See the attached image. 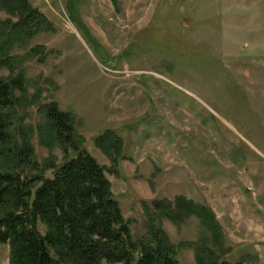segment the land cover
<instances>
[{
  "label": "rangeland",
  "instance_id": "1",
  "mask_svg": "<svg viewBox=\"0 0 264 264\" xmlns=\"http://www.w3.org/2000/svg\"><path fill=\"white\" fill-rule=\"evenodd\" d=\"M29 2L55 31L13 50L28 80L26 123L40 124L48 102L74 115L135 239L147 232L145 208L183 196L215 215L223 260L264 264V0ZM107 129L123 140L116 163L93 143ZM32 145L39 163L65 159L37 133ZM161 227L174 244L202 231L193 217ZM177 260L196 264L189 248ZM0 264H9L7 245Z\"/></svg>",
  "mask_w": 264,
  "mask_h": 264
},
{
  "label": "trees",
  "instance_id": "2",
  "mask_svg": "<svg viewBox=\"0 0 264 264\" xmlns=\"http://www.w3.org/2000/svg\"><path fill=\"white\" fill-rule=\"evenodd\" d=\"M110 1L116 6V0ZM0 10L8 15L0 18V69L9 71L0 77V244L9 249V264H180L177 255L184 248L193 249L196 264H231L223 260L229 249L213 212L183 196L145 208L147 232L135 239L106 169L83 148L74 115L56 102L38 108L42 122L35 128L26 123L29 116L22 109L28 80L13 50L55 29L29 0H0ZM35 133L42 146L61 148L65 159L60 165L51 158L37 161ZM93 143L113 163L121 157L123 140L115 131H103ZM190 217L201 227L199 238L172 243L162 220L180 224ZM256 260L246 255L235 264Z\"/></svg>",
  "mask_w": 264,
  "mask_h": 264
}]
</instances>
